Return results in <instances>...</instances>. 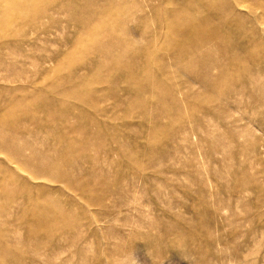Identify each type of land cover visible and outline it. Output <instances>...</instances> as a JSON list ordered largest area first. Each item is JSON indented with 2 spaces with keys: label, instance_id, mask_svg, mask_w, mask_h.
<instances>
[{
  "label": "rangeland",
  "instance_id": "obj_1",
  "mask_svg": "<svg viewBox=\"0 0 264 264\" xmlns=\"http://www.w3.org/2000/svg\"><path fill=\"white\" fill-rule=\"evenodd\" d=\"M0 132V264H264V0H0Z\"/></svg>",
  "mask_w": 264,
  "mask_h": 264
},
{
  "label": "bare ground",
  "instance_id": "obj_2",
  "mask_svg": "<svg viewBox=\"0 0 264 264\" xmlns=\"http://www.w3.org/2000/svg\"><path fill=\"white\" fill-rule=\"evenodd\" d=\"M186 11L183 13L184 14V18H182V17H171L170 19H169V21L171 22V23H176V21H178V20H181V19H185L188 23H189V26H188V29H190V30H192L193 31V33L194 34H197L196 32H197V29L195 30L193 27V20L197 17L196 15V13L198 12L197 11V8H196V4L195 3H190L189 2V4H187L186 5ZM111 16L112 15H110L109 17L111 18ZM109 19V18H108ZM196 20V19H195ZM191 23V24H190ZM198 35V34H197ZM182 70V69H181ZM3 133L2 132H0V143H2V144H4L3 142H2V137H3V135H2ZM1 145V144H0ZM11 147V146H10ZM6 149V148H5ZM10 150V149H9ZM10 152V151H9ZM20 152V151H19ZM11 154H13V153H11ZM17 155V154H16ZM19 155V154H18ZM15 156V155H14ZM14 158V157H13ZM57 171V170H56ZM41 227L39 226V225H37V224H33V226H32V229L35 231V229H40Z\"/></svg>",
  "mask_w": 264,
  "mask_h": 264
}]
</instances>
